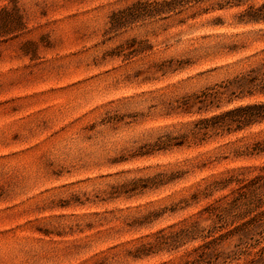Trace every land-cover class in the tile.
<instances>
[{"label":"rangeland","instance_id":"rangeland-1","mask_svg":"<svg viewBox=\"0 0 264 264\" xmlns=\"http://www.w3.org/2000/svg\"><path fill=\"white\" fill-rule=\"evenodd\" d=\"M134 1L0 0L13 12L0 15V264H182L255 216L209 264H264V200L212 231L207 211L264 174V121L185 137L264 95L175 106L264 62V21L239 16L262 0H190L111 28Z\"/></svg>","mask_w":264,"mask_h":264},{"label":"trees","instance_id":"trees-1","mask_svg":"<svg viewBox=\"0 0 264 264\" xmlns=\"http://www.w3.org/2000/svg\"><path fill=\"white\" fill-rule=\"evenodd\" d=\"M187 1L190 0L134 1L130 5L111 14L110 27L116 29L139 19L155 17L162 13H167ZM10 9L2 7L0 9V15L7 16L12 14L13 12ZM239 16L241 21H264V0L256 5L248 4L245 9L239 13ZM21 18V15L17 13V25H22ZM14 26L16 27V25ZM14 26L12 28H14ZM132 41H134V39H132ZM255 93L264 95V62L260 66L250 68L246 72L240 73L235 77L224 81L222 84H219V88L214 89L208 87L198 92L182 95L176 100L175 106L184 112H190L194 106H197V109L201 110L202 108L213 104L215 101H220L225 94H228L229 96L231 95L229 98L231 99L232 97L244 98L252 96ZM263 121L264 101L248 102L239 104L210 117L200 118L193 128L189 130V133L185 134V137L200 140L205 136L216 134L224 130L228 131L232 128L235 130H241L244 127ZM254 147L258 152L264 151V139L256 142ZM254 197H257L260 201L264 200V174L257 175L249 179L247 182L241 183L236 197L228 201V203H225V205L218 204L207 208L213 221L212 226L208 231L217 230L218 227H221L216 225L217 221L223 220L235 207L242 205L247 201L249 202ZM257 219L259 218L256 216L251 217L241 223L236 230H229L224 234H221V237L219 236L217 238L205 240L198 248H196L194 257L185 260L182 264H209L212 256L216 259L220 257L218 245L222 238H225V236L232 233V231L241 232L243 235L247 234L249 231V229H247L248 226L254 223V221H257ZM196 228V222H192L189 226L176 232V234L193 236L191 234L197 231ZM206 236L207 235H203V237ZM262 253L264 255V247L260 254Z\"/></svg>","mask_w":264,"mask_h":264}]
</instances>
